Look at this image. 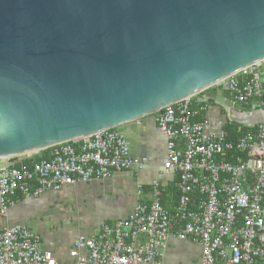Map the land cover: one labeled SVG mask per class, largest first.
<instances>
[{"label":"water","instance_id":"water-1","mask_svg":"<svg viewBox=\"0 0 264 264\" xmlns=\"http://www.w3.org/2000/svg\"><path fill=\"white\" fill-rule=\"evenodd\" d=\"M263 62L264 0H0V173L188 97L232 121Z\"/></svg>","mask_w":264,"mask_h":264},{"label":"built area","instance_id":"built-area-1","mask_svg":"<svg viewBox=\"0 0 264 264\" xmlns=\"http://www.w3.org/2000/svg\"><path fill=\"white\" fill-rule=\"evenodd\" d=\"M225 83L234 103L264 110V62L216 87L222 90ZM196 99L168 106L157 117L167 139L162 173L176 176L175 205H164L159 180L148 191L139 185L138 195L145 199L127 220L76 239L73 264H162L161 251L171 237L200 245L201 264H264V123L235 141L224 129L207 134L211 105H196ZM52 151L50 160L0 173V217L7 216L19 196L36 199L119 173L134 176L148 164L147 158L132 156L130 143L117 129ZM0 264L61 263L30 228L11 226L0 231Z\"/></svg>","mask_w":264,"mask_h":264},{"label":"crops","instance_id":"crops-1","mask_svg":"<svg viewBox=\"0 0 264 264\" xmlns=\"http://www.w3.org/2000/svg\"><path fill=\"white\" fill-rule=\"evenodd\" d=\"M208 116L211 125L207 134L224 129L227 115L223 109L211 106ZM157 117L158 114L147 116L118 128L130 143L132 156L148 159L143 170L137 171L134 176L124 172L105 181L66 186L59 194L51 196L46 193L36 199L18 197L10 206L7 216L0 217V231L11 226H26L41 237L43 249L53 253L57 261L73 264L77 260L74 255L76 239L80 235L94 236L105 225L127 220L138 202L145 199L138 195L139 185L148 191L151 184L159 180L163 190L174 188L165 196V206L171 209L178 199L176 176L162 173L167 139L158 130ZM232 117L238 124L252 129L264 123V110L243 106L242 111H233ZM43 154L41 151L38 158ZM35 155L26 160L18 158L17 163L31 165ZM81 254L87 256V250L81 251ZM201 259L200 245L192 241H180L176 237L169 239L160 255L162 264H201Z\"/></svg>","mask_w":264,"mask_h":264},{"label":"trees","instance_id":"trees-1","mask_svg":"<svg viewBox=\"0 0 264 264\" xmlns=\"http://www.w3.org/2000/svg\"><path fill=\"white\" fill-rule=\"evenodd\" d=\"M196 105L200 104L199 102H195ZM211 106H217V105H211ZM219 107V106H218ZM227 118V117H226ZM118 130V128H117ZM224 130L227 131L229 133V139L230 140H238L240 137L244 136L245 134L247 133H250V132H256L257 131V127L255 128H252V129H248L247 127H244L243 125H240L238 124L236 121H234L232 119V121H230L228 118L224 124ZM52 148L50 149H47V150H44V154L42 155V157L38 158V161H41V160H50L52 157L50 156V152H51ZM232 160V159H230ZM36 161L35 159H32V163L33 162H38ZM22 165H27L26 162H20V163H16L15 164V168H20ZM27 166H31L30 164H28ZM174 190L171 189V190H163V203L164 205L166 204L167 205V199L165 198V196L167 195V193H171L172 191ZM19 198L23 199L21 196H19ZM18 199V198H17ZM16 199V200H17Z\"/></svg>","mask_w":264,"mask_h":264},{"label":"rangeland","instance_id":"rangeland-1","mask_svg":"<svg viewBox=\"0 0 264 264\" xmlns=\"http://www.w3.org/2000/svg\"><path fill=\"white\" fill-rule=\"evenodd\" d=\"M218 132H220V131H218ZM52 152H53V151H52ZM39 153H41V152H39ZM39 153H36V155H35V154H31L30 156L35 155V156L38 157V154H39ZM17 160H18V158H14V159L8 160V162L17 163ZM76 198H77V197H73V199H76ZM44 217H46V216H44Z\"/></svg>","mask_w":264,"mask_h":264},{"label":"flooded vegetation","instance_id":"flooded-vegetation-1","mask_svg":"<svg viewBox=\"0 0 264 264\" xmlns=\"http://www.w3.org/2000/svg\"><path fill=\"white\" fill-rule=\"evenodd\" d=\"M63 191V190H62ZM61 192V191H60ZM60 192H49V193H47V194H50V196L51 195H55V194H59Z\"/></svg>","mask_w":264,"mask_h":264}]
</instances>
